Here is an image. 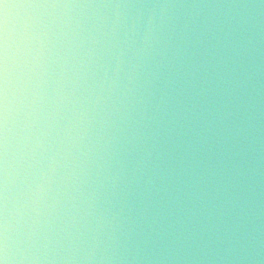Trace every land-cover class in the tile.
Returning a JSON list of instances; mask_svg holds the SVG:
<instances>
[{"label":"clouds","instance_id":"clouds-1","mask_svg":"<svg viewBox=\"0 0 264 264\" xmlns=\"http://www.w3.org/2000/svg\"><path fill=\"white\" fill-rule=\"evenodd\" d=\"M0 264H264V0H0Z\"/></svg>","mask_w":264,"mask_h":264}]
</instances>
